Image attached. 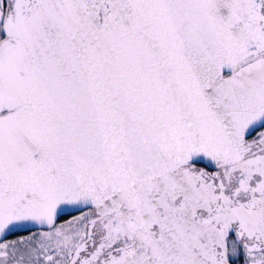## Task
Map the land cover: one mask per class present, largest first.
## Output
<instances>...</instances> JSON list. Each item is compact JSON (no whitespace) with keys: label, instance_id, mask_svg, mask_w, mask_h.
<instances>
[{"label":"snow or ice","instance_id":"6c2138e0","mask_svg":"<svg viewBox=\"0 0 264 264\" xmlns=\"http://www.w3.org/2000/svg\"><path fill=\"white\" fill-rule=\"evenodd\" d=\"M0 264H264V0H0Z\"/></svg>","mask_w":264,"mask_h":264},{"label":"flooded vegetation","instance_id":"af4514ba","mask_svg":"<svg viewBox=\"0 0 264 264\" xmlns=\"http://www.w3.org/2000/svg\"><path fill=\"white\" fill-rule=\"evenodd\" d=\"M79 213L77 212H74V213H70L69 215H62L61 216V219L59 222H62L63 220H66V219H69L71 216H74V215H78ZM33 231H37V229H30V230H26V231H21V232H17V233H13L11 235H8L7 237H5V239L7 240H13V239H16L17 237L19 236H27L29 235L30 232H33Z\"/></svg>","mask_w":264,"mask_h":264},{"label":"water","instance_id":"95a60500","mask_svg":"<svg viewBox=\"0 0 264 264\" xmlns=\"http://www.w3.org/2000/svg\"><path fill=\"white\" fill-rule=\"evenodd\" d=\"M70 213H74V211H70L69 214H70ZM30 229H35V228H32V227H30V226H28V225H25L23 228L14 231V233L21 232V231H26V230H30Z\"/></svg>","mask_w":264,"mask_h":264}]
</instances>
